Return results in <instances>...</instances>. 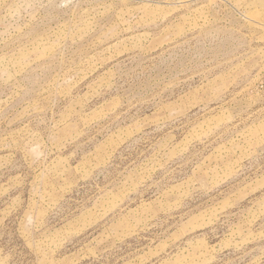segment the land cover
<instances>
[{"label": "rangeland", "instance_id": "374dc122", "mask_svg": "<svg viewBox=\"0 0 264 264\" xmlns=\"http://www.w3.org/2000/svg\"><path fill=\"white\" fill-rule=\"evenodd\" d=\"M0 264H264V0H0Z\"/></svg>", "mask_w": 264, "mask_h": 264}]
</instances>
